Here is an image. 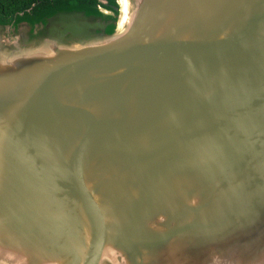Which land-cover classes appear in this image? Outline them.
<instances>
[{"label":"water","instance_id":"95a60500","mask_svg":"<svg viewBox=\"0 0 264 264\" xmlns=\"http://www.w3.org/2000/svg\"><path fill=\"white\" fill-rule=\"evenodd\" d=\"M108 242L264 264V0L0 22V264H115Z\"/></svg>","mask_w":264,"mask_h":264},{"label":"trees","instance_id":"16d2710c","mask_svg":"<svg viewBox=\"0 0 264 264\" xmlns=\"http://www.w3.org/2000/svg\"><path fill=\"white\" fill-rule=\"evenodd\" d=\"M114 3L115 0H106ZM100 0H0V22L26 19L38 20L46 14L62 9L94 11Z\"/></svg>","mask_w":264,"mask_h":264},{"label":"bare ground","instance_id":"6f19581e","mask_svg":"<svg viewBox=\"0 0 264 264\" xmlns=\"http://www.w3.org/2000/svg\"><path fill=\"white\" fill-rule=\"evenodd\" d=\"M190 35H192V33L191 32H188V33H186L184 36H190ZM230 64V62H228L226 65L228 66ZM107 222H111V218L110 217H107ZM114 247H113V245L110 243V242H108L107 244H106V246H105V249H104V252H103V257H109L110 259H112L113 260V262L115 263V264H120V263H118L116 260H114ZM18 256H14V263L15 264H21L22 262H23V260L25 259H23V257H19V254H17ZM125 258H123V260H124Z\"/></svg>","mask_w":264,"mask_h":264}]
</instances>
